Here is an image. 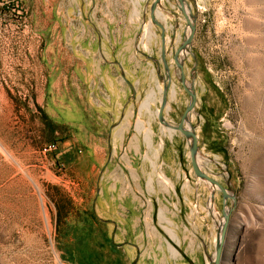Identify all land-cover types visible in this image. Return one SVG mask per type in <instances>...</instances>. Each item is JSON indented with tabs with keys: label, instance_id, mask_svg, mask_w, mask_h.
I'll return each instance as SVG.
<instances>
[{
	"label": "rangeland",
	"instance_id": "1",
	"mask_svg": "<svg viewBox=\"0 0 264 264\" xmlns=\"http://www.w3.org/2000/svg\"><path fill=\"white\" fill-rule=\"evenodd\" d=\"M147 1L134 55L139 76L130 81L140 85L135 100L125 88V102L126 108L142 112L135 130L140 121L147 129L152 125V145L144 131L141 151L127 142L118 146L117 155L113 150L92 161L87 137L92 82L79 79L84 66L71 62V49L57 48L55 1L0 0V264H139L143 257L125 256L127 244L114 239L115 226L98 212L104 183L113 190L137 186L140 205L154 209L150 222L158 228L164 204L170 209L183 204L179 221L188 235L207 238V254L201 257L205 264L214 259L225 206L230 220L222 264H264V0H186L196 26L190 51L182 56L188 83L191 74L196 82L190 120L201 168L226 188L225 200L217 187L195 175L186 137L159 122L165 85L160 78L165 77L162 38L150 17L154 0ZM157 10L166 28L172 76L165 117L177 125L190 98L174 53L191 29L178 0H162ZM149 101L150 109L144 108ZM163 174L175 185L171 191L160 181ZM185 185L190 186L189 200L184 199ZM194 186L201 193L196 203ZM198 203L206 204L207 237L205 228L197 234L189 224L199 217Z\"/></svg>",
	"mask_w": 264,
	"mask_h": 264
},
{
	"label": "crops",
	"instance_id": "2",
	"mask_svg": "<svg viewBox=\"0 0 264 264\" xmlns=\"http://www.w3.org/2000/svg\"><path fill=\"white\" fill-rule=\"evenodd\" d=\"M53 1L56 4L54 31L60 34L57 37L58 41L55 42L57 48L71 49L73 55L71 62L74 63L76 59L84 66V69L79 74L77 73L79 79L92 82V92L87 95L88 122L92 125L87 137L92 161L103 160L106 154L113 155V150L117 155L120 149L118 146L127 142L137 145L136 149L141 151V138L144 131L147 143L151 146L152 125L150 124V129H147L144 122L140 121L139 127L135 130L138 115H142V112L139 113L136 106L126 108L125 102L127 98L125 88L131 89L135 100L140 85L137 80L130 81L131 78L139 76L137 56H134L136 37L141 27L140 16L144 8L148 6V1ZM128 48L134 49L130 55L127 54ZM60 64H64L63 59ZM64 73L62 69L58 78L62 79ZM52 95L57 96L55 91ZM150 107L144 104V108L150 109ZM48 110L55 121H59L49 106ZM106 145L110 148L108 151L103 147ZM113 146L116 148L113 149ZM132 155L131 158L135 159V154ZM134 176H140L139 170L135 169ZM162 177L166 178L169 184L164 181V178H160L161 183L169 191L174 189V183L166 174ZM179 177L182 178L180 174ZM154 183V178H151L150 186L153 191H155ZM194 187L193 199L196 203L197 196L198 194L201 196V193L197 186ZM137 189V186L130 185L128 187L115 186L113 190L110 185L104 183L102 194L98 199L100 216L115 226L114 239L120 245L127 244L123 248L125 256L128 258L137 254L138 257L142 256L139 264H205L201 257L207 254V238L200 240L199 236L196 240L188 235V227L179 221L183 216L184 205L180 203L179 207L170 209L164 204V207L159 209L162 223L160 230L151 224L154 209L145 211L140 205ZM190 192V186L185 185L184 199L189 200ZM205 206L206 204L201 206L198 203V212H196L199 217L193 216L189 224L190 226L193 224L192 228L197 234L205 228L207 237L209 224L205 216ZM190 213L192 215V211ZM197 218H202L201 224L198 223ZM215 223V221L212 222L214 227H216ZM163 229H167L174 239L168 236Z\"/></svg>",
	"mask_w": 264,
	"mask_h": 264
},
{
	"label": "water",
	"instance_id": "3",
	"mask_svg": "<svg viewBox=\"0 0 264 264\" xmlns=\"http://www.w3.org/2000/svg\"><path fill=\"white\" fill-rule=\"evenodd\" d=\"M161 1L162 0H154L150 10V17L152 23L157 25L161 29V38H162L161 60L163 62L164 70H165L164 78L159 75L160 78L163 80V82H165V85L162 91V98L160 101V108L158 111V119L159 122L162 125H164L166 128L173 131L181 132L186 137L189 143L190 158L195 175L197 176L198 179L212 185V187H217L222 192L223 198L225 200L227 199L228 196V191L226 190V188L220 182H218L217 180L209 176L207 173H205L199 164L198 159H199L200 149L198 144V136L196 133V128L191 124V120H190V114L194 111L197 104L196 82H195V75L191 74L190 76L192 80L190 81V83H188L184 71V59H182V56L187 51H190L189 47L194 39L196 26L194 24L195 18L191 14L190 6H188L186 0H178V1L180 3L181 11L184 13L188 26L191 29V32L189 37L174 53V61L180 72V82L183 85L185 91L187 92L190 100L184 114L181 117L179 124L174 125L166 121L165 112L167 109L169 92L172 88V76L168 61L166 59V37H165L166 28L158 20L159 12L157 9L158 6L161 4ZM186 8H188V10L190 11L189 14L187 13ZM231 198L234 201V203L237 202V198L235 195H231ZM223 216L225 221L217 235L216 244H215V256L214 259L210 262V264H222L223 250L227 236L228 224L230 220V210H228L225 206L223 208Z\"/></svg>",
	"mask_w": 264,
	"mask_h": 264
},
{
	"label": "bare ground",
	"instance_id": "4",
	"mask_svg": "<svg viewBox=\"0 0 264 264\" xmlns=\"http://www.w3.org/2000/svg\"><path fill=\"white\" fill-rule=\"evenodd\" d=\"M186 11H187V13H188V11H189L188 8H186ZM189 13H190V11H189ZM189 13H188V14H189ZM185 54H186V53H184V55H185ZM173 94L176 95V94H177L176 91H174ZM150 103H151V102L149 101V102L146 104V106H147V107H150ZM148 129H149V128H148ZM199 164H200V163H199ZM200 166H201V165H200ZM162 178H164V177H162ZM164 181H165L167 184H169V181H168L166 178H164ZM214 188H215V187H213V189H214ZM47 221H48V220H47ZM221 223H222V226H223V223H224L223 220H222ZM50 226H51V225H50ZM171 230H172V229H171ZM174 237H175V236H174Z\"/></svg>",
	"mask_w": 264,
	"mask_h": 264
}]
</instances>
